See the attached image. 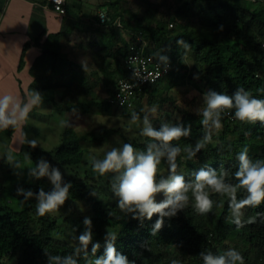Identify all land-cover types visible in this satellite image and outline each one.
Returning <instances> with one entry per match:
<instances>
[{
    "label": "trees",
    "instance_id": "1",
    "mask_svg": "<svg viewBox=\"0 0 264 264\" xmlns=\"http://www.w3.org/2000/svg\"><path fill=\"white\" fill-rule=\"evenodd\" d=\"M118 4L115 0H109L102 6L103 11L105 7L108 8L103 21L99 17L100 13L95 15L100 25L108 26L105 30L98 28L99 49L105 50L104 55L113 57L116 63L112 74L104 68L103 79L99 72H94L98 81L102 79L107 86L109 95L102 102L103 106L121 108L113 105L110 100L116 93L119 79L128 76L125 60L130 43L139 34L150 43L146 48L147 53L152 54L158 61V54L166 55L173 65L168 76L154 85L144 86L137 94L134 112L140 117L144 114L142 109L145 95L150 92L148 103L153 104L157 96L155 93L164 81L174 76L179 68H188L187 58L194 61L193 69L206 80L209 91L232 95L237 88H243L255 98L264 99V0H174V5L167 13H163L155 20L154 14L153 17L148 14L149 8L146 9V14L140 15L138 11L130 8H119ZM118 18L126 33L133 35V37L129 35V41L124 44L117 40L114 24ZM195 18L199 21L194 20ZM205 19L206 24L200 22ZM69 35V32L50 34L44 43L42 54L32 65L31 74L35 78L33 85L39 84L40 93H48L52 89L50 88L52 82L57 81L55 77L49 79L50 83H45L47 72L45 68L50 65L54 71L57 70L59 58L65 56L61 51L63 40ZM177 40H183L188 47L178 45ZM36 42L40 43L39 39H36ZM22 66L23 63L21 68ZM79 69L71 62L69 69L62 72L61 78L66 79L67 91H70L69 84L78 82L81 73ZM115 75L117 79L111 86V80ZM57 85L55 82V86ZM164 87L168 90L170 85L165 84ZM52 90L55 95L58 93V90ZM41 95L44 101L55 102L51 96L46 98L45 94ZM163 100L166 101L168 98L163 97ZM69 107L70 103L65 102L57 105L55 109L66 112ZM34 108L33 112L36 106ZM181 112L182 118L177 123H183L185 126L191 124V135L172 143L183 149L186 145L194 146L197 140L202 139L206 129L201 124V116L183 109ZM234 112L232 109L222 114V128L213 130L212 142L193 159H185L186 153L183 151L177 157L176 162L183 166L186 181L193 180L194 173L200 168L212 167L218 173L227 171V180L233 184L237 183L234 178V173L238 169L237 155L244 148L248 149V155L253 161L264 160V124L259 121L255 123L239 121L235 118ZM118 133L117 128L104 126L89 134H80L75 125L69 124L64 129L61 145L55 153L46 152L45 159L49 162L53 160L60 166L80 168L88 151L85 140L95 145H103L110 142ZM125 141L138 151H145L146 145L151 142L147 137L132 140L125 137ZM6 160L7 158L5 162ZM161 163L167 162L162 160ZM54 166L58 167L55 164ZM63 175L65 182L72 184L69 199L85 201L91 207L93 242L101 244L97 256L103 254L104 237L108 230L117 235L115 242L117 251L126 255L132 264H173V261H178L179 264H203L199 255L201 252L219 254L228 248L238 251L244 258V264H264V203L257 207L245 208L244 226L238 229L229 222L231 216L227 197L211 194L214 201L213 209L201 215L195 211L194 200L189 193V205L176 216L165 218L162 229L152 234L156 216L151 221L145 220L141 224L140 221L132 219L130 214L113 211L89 184L90 174L86 173L87 178H79L73 173ZM18 187L31 189L33 192L40 188L49 191L51 184L46 178L41 180L32 178L30 182L16 184L13 196L24 205V208L15 209L7 204L0 207V264H6L4 258L17 256L16 264H49L47 255H73L77 259V264H92L95 257L91 254V245L87 258L83 253L75 256V249L79 245L54 237L53 233L56 231L54 219L44 215L40 216L41 220L37 223L34 222L32 210L35 199L25 201L22 196L17 195ZM92 191L95 192V196L90 195ZM246 195L243 189L237 192L238 199ZM109 212L112 214L109 215ZM251 217L256 218L254 223L247 222ZM83 220L84 217L70 220L78 236L84 231ZM170 247H175L174 251H171Z\"/></svg>",
    "mask_w": 264,
    "mask_h": 264
},
{
    "label": "clouds",
    "instance_id": "2",
    "mask_svg": "<svg viewBox=\"0 0 264 264\" xmlns=\"http://www.w3.org/2000/svg\"><path fill=\"white\" fill-rule=\"evenodd\" d=\"M59 3L60 0H55ZM100 19H105V13H100ZM178 45L188 47L183 40L176 41ZM159 62L167 66L168 57L158 54ZM166 70V67H165ZM133 77L146 80L138 70H133ZM43 101L40 92L32 90L26 102H22L11 94L0 96V130L16 128L26 121L32 108ZM121 104L123 102L121 101ZM234 109V116L242 122L264 124V99H258L250 95L243 88H237L234 94L226 95L216 91H207L203 94V106L197 109V115L202 117L201 124L206 129L202 139L197 140L194 146L186 145L183 149L173 145V141L190 137L191 124L185 126L183 123H162L159 128L153 126L149 115L142 118L140 135L149 138L151 141L146 145L145 151H138L132 144L124 143L121 147H113L107 151L103 159L95 156L90 157L92 170L100 176L112 173L111 190L118 198L117 207L125 214H130L132 219L143 224L145 220L151 221L154 216L157 219L152 228V234L159 232L164 226L165 218H172L178 212L183 211L191 199L194 200V209L203 215L212 211L214 201L211 194H219L228 198L231 223L239 229L244 226V209L257 207L264 203V160L253 161L248 155V149L244 148L237 155L238 169L234 173L237 183L233 184L227 180L228 172H217L212 167H202L194 173V179L186 181L182 174H179L177 157L183 151L185 159H193L208 143L212 142L213 130L222 128L221 118L226 111ZM142 111H144L142 109ZM156 112L153 107L149 110ZM141 120L138 113H131L130 123H137ZM28 145L35 149L38 140H29ZM28 157L30 155L28 154ZM7 160L14 163L15 168L20 164L14 161L11 153L7 154ZM165 160L169 167L167 176H159V165ZM16 175L20 173L15 172ZM28 176L35 180L46 178L51 189L45 191L40 188L37 192L23 187L17 188V195L22 196L25 201L34 198L36 200V213L39 216L59 210L69 198L71 182H65L64 175L58 167L49 163L41 157L36 166L28 170ZM243 189L247 195L237 198V192ZM163 194V199L157 201V196ZM90 195L95 196L92 191ZM112 213L109 212V215ZM259 215V214H258ZM255 217L248 219V223H254ZM84 231L76 237L78 247L75 249V256L83 253L88 257L89 245L91 254L95 257L92 264H132L128 257L117 251L115 242L117 235L106 230L103 254L96 253L101 248L99 242H93L92 220L85 217L83 220ZM47 255V254H46ZM200 257L203 264H244L243 256L235 249H228L222 254L212 252H201ZM49 264H77L73 255L48 256ZM173 264H179L173 261Z\"/></svg>",
    "mask_w": 264,
    "mask_h": 264
},
{
    "label": "rangeland",
    "instance_id": "3",
    "mask_svg": "<svg viewBox=\"0 0 264 264\" xmlns=\"http://www.w3.org/2000/svg\"><path fill=\"white\" fill-rule=\"evenodd\" d=\"M109 0H93L82 11L83 14L76 16L75 23H78V28L74 30L69 29V37L64 38L61 51L65 53V56L60 57L58 61L57 70L54 71L50 65L45 68L46 79L45 83H50L49 79L57 77V81H53L50 88L58 90L56 95L54 90H50L45 94V97L54 98L55 102L44 101L39 106H36V110L29 114L27 126L24 130L25 141L22 143H15L12 147H9L7 152L11 153L14 157V161L20 164V168H15L14 163L6 160L3 164V170H1L0 181V207L2 205H10L15 209H22L24 205L15 199L13 191L16 184L30 182L32 178L28 176V170L36 166V162L43 157L45 159L46 152L55 153L56 149L61 145L62 135L67 125H75L80 134H89L92 131H97L104 126L115 127L119 130V133L113 136L110 142L99 145L92 144L91 141L85 140V144L88 147V151L84 162L81 167H66L60 166L57 162L51 160L49 163L54 166L57 165L62 173H73L79 176V178H87L90 174L88 182L92 185L93 190L97 191L101 199L108 203L109 207L113 211H121L117 207V197L111 190V173L101 177L98 173L93 172L90 163V157L95 156L98 159H103L105 153L113 147H121L125 141V137L129 140L134 138L144 137L140 135L142 128V118L146 114L153 126L161 125L162 123H177L182 118L181 110H186L197 114V109L203 106V94L209 91V86L206 80L199 74L198 71L193 69L194 61L187 58L188 68H179L176 74L172 77H168L162 86L159 87L155 101L153 104H149L150 92H148L144 99L143 116L137 123H130L131 113L134 112V106L130 109H116L107 108L102 105V102L108 98V90L106 83L102 80L105 77L104 68L109 73H113L116 68V63L113 57L104 55L105 50L99 49L97 44L99 33L98 28L107 29L108 26L100 25L95 15L101 12H106L107 7L102 10V6ZM119 4V8H130L133 11H138L140 15L146 14V9L149 8L150 16L154 14L160 17L163 13H167L168 9L174 5V0H115ZM93 5L91 6V4ZM86 15V16H85ZM69 16V15H67ZM128 17L129 15L126 14ZM153 17V16H152ZM194 20H198L195 18ZM74 22V21H73ZM73 22H71L73 24ZM203 24L207 23V20H201ZM74 23V24H75ZM116 26V33L119 42L125 43L129 41V35L127 34L120 19L118 18L114 24ZM131 36V35H130ZM76 64L77 69L81 70L78 77V82L69 84V90L67 91L66 79H62V72L67 71L70 67V63ZM99 72L102 79L98 81L94 72ZM194 75V77H193ZM60 77V79H58ZM116 75L111 80V86L116 81ZM48 81V82H47ZM88 81L86 84L84 82ZM55 82L58 83L55 86ZM170 85L166 90L164 85ZM56 87V88H54ZM38 90L39 84L33 85V88H29V95L32 90ZM60 92V94H59ZM59 94V95H58ZM163 97H167L168 100H163ZM65 102L70 103V107L66 112L56 111L57 105H62ZM153 107L156 108V112L153 114L149 110ZM15 131V130H14ZM8 133V131H7ZM2 136V137H1ZM3 142L8 140L7 134H1ZM32 139L38 140V146L33 149L28 145V141ZM22 142L24 139H20ZM3 146V145H2ZM7 145L4 144L3 148L7 149ZM44 152V153H42ZM28 154L31 158L28 157ZM178 164V163H177ZM178 173L184 177L185 172L183 166L178 164ZM15 172L20 173L16 175ZM169 167L167 163H161L159 165L158 177L167 176ZM44 179V178H43ZM49 182V181H48ZM50 183V182H49ZM163 194L157 196V201L162 200ZM36 200L32 210V217L34 222L41 220L40 216L36 213ZM244 209V213H245ZM92 210L89 204L82 200H71L68 198L66 203L57 211L46 214L45 217H50L56 221V231H54V237L62 240H66L72 244L78 245L77 231L70 224L71 219H79L80 217H91ZM231 223V218H229ZM36 227H38L36 225ZM61 232V234H60ZM175 247H170L171 251H174ZM229 249V248H228ZM225 249L224 251L228 250ZM224 251L219 252L222 254ZM18 257V256H17ZM17 257L4 258L6 264H16Z\"/></svg>",
    "mask_w": 264,
    "mask_h": 264
},
{
    "label": "crops",
    "instance_id": "4",
    "mask_svg": "<svg viewBox=\"0 0 264 264\" xmlns=\"http://www.w3.org/2000/svg\"><path fill=\"white\" fill-rule=\"evenodd\" d=\"M91 2L93 0H68L69 16H63L48 5V0H0V96L11 94L26 102L35 79L31 67L42 54L48 36L69 29L75 32L78 28L75 17L83 14ZM26 126L27 121H24L16 128L0 130V135L6 133L8 137L6 143L0 138V175L9 147L24 144ZM19 138L24 140L20 142ZM4 144L7 149L3 148ZM0 181H3L1 176Z\"/></svg>",
    "mask_w": 264,
    "mask_h": 264
},
{
    "label": "built area",
    "instance_id": "5",
    "mask_svg": "<svg viewBox=\"0 0 264 264\" xmlns=\"http://www.w3.org/2000/svg\"><path fill=\"white\" fill-rule=\"evenodd\" d=\"M67 1L60 0L59 3H56L55 0H48V5L58 14L65 16L68 14ZM149 44V41L142 34L136 35L130 43L129 53L125 60V69L128 76L119 79L116 93L110 100L113 105L130 109L134 106L135 98L144 86L154 85L170 74L173 67L172 63L169 61V64L164 66L152 54L147 53L146 48ZM134 69L138 70L146 80L133 77ZM121 101L123 104H121Z\"/></svg>",
    "mask_w": 264,
    "mask_h": 264
}]
</instances>
